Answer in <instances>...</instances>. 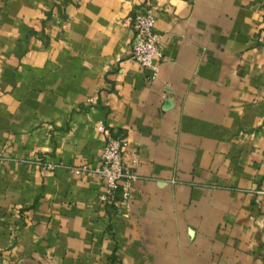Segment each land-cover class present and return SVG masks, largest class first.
Here are the masks:
<instances>
[{"label": "crops", "instance_id": "1", "mask_svg": "<svg viewBox=\"0 0 264 264\" xmlns=\"http://www.w3.org/2000/svg\"><path fill=\"white\" fill-rule=\"evenodd\" d=\"M146 5L155 78L130 51ZM106 130L129 206L69 168L100 164ZM256 188L264 0H0V264H264Z\"/></svg>", "mask_w": 264, "mask_h": 264}, {"label": "built area", "instance_id": "2", "mask_svg": "<svg viewBox=\"0 0 264 264\" xmlns=\"http://www.w3.org/2000/svg\"><path fill=\"white\" fill-rule=\"evenodd\" d=\"M154 25L155 16L152 5H146L134 13L132 18L134 37L130 51L132 57L142 67L151 68L150 78L157 76L160 64L164 59L162 35L154 30ZM101 127L104 128L103 125ZM125 144L126 137L106 130V142L98 166L94 168L88 164L69 166L71 171L75 173L92 170L105 179V186L100 199L107 205L121 201L129 206L131 201L132 187L137 178V173L133 166L124 159ZM36 161L48 169H53L57 165L55 161L43 157H38ZM254 194L256 202L260 203L261 196L264 195V188H256Z\"/></svg>", "mask_w": 264, "mask_h": 264}]
</instances>
